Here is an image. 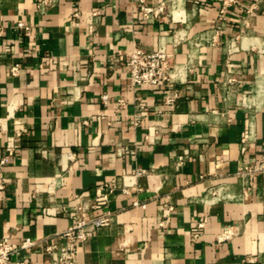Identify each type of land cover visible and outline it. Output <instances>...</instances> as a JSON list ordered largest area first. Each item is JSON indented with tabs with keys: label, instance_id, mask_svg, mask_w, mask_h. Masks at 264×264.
Masks as SVG:
<instances>
[{
	"label": "crops",
	"instance_id": "obj_1",
	"mask_svg": "<svg viewBox=\"0 0 264 264\" xmlns=\"http://www.w3.org/2000/svg\"><path fill=\"white\" fill-rule=\"evenodd\" d=\"M165 1L0 0V239L37 242L11 264H54L75 199L112 182L77 264H264V169L241 173L264 162V0ZM134 47L171 54L172 81L134 88Z\"/></svg>",
	"mask_w": 264,
	"mask_h": 264
},
{
	"label": "built area",
	"instance_id": "obj_2",
	"mask_svg": "<svg viewBox=\"0 0 264 264\" xmlns=\"http://www.w3.org/2000/svg\"><path fill=\"white\" fill-rule=\"evenodd\" d=\"M141 3V16L142 19L157 18L164 14L167 8V3L165 0H160L156 5H148L146 0H139ZM235 2V0H223V4L226 6ZM98 11L92 12V17L96 18L98 16ZM78 17V13L75 14ZM17 28H22L28 31L30 27L23 21L16 23ZM91 31L96 29V21L92 20L89 25ZM3 32V27L0 26V35ZM125 68L129 74L130 84L136 88L141 89L147 86H163L169 84L173 79L174 66L171 60V54L166 52L164 49H158L156 51H147L140 47H134L125 59ZM18 70V65L12 68V73L15 74ZM103 99H107V95L103 96ZM169 103L174 102V98L168 99ZM0 128L2 129V124L0 122ZM23 132L20 127L16 132V136L19 137ZM14 147H7L6 151L8 155H12L14 152ZM182 161V157L180 158ZM7 161V157L1 160L4 164ZM262 169H264V162L247 165L243 168L241 173H247L250 175H256ZM147 173L146 170H140L137 175ZM128 185L125 183L123 191H127ZM116 191V184L105 183L96 188L95 194L88 201H84L82 197L84 195L78 196L74 203V214H73V224L68 227L62 235L64 236V241L55 244H48L45 246V250L50 254L54 264H77V255L79 249L84 245L89 237H91L94 232L104 226L110 225L113 220V211L105 210L99 214L92 215L91 212L97 209H101L104 204L109 201V196ZM249 192L247 189L246 193ZM88 196V195H86ZM135 205H139L138 201L134 202ZM173 205L167 206L163 210V217L166 219L168 215L173 211ZM165 219L161 221L163 225ZM205 219L199 221L197 226L193 231V237H197L200 230L205 225ZM37 242L31 238H26L21 243L13 242L7 238L0 239V264H11L12 258L21 250H31L35 247ZM15 264H31L30 254H25L23 258L15 261Z\"/></svg>",
	"mask_w": 264,
	"mask_h": 264
}]
</instances>
